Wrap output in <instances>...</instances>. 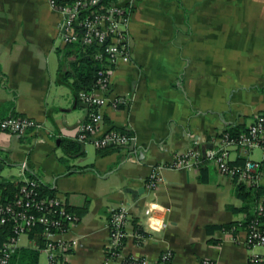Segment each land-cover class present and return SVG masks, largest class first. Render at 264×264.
Segmentation results:
<instances>
[{"label":"crops","instance_id":"0c3cea01","mask_svg":"<svg viewBox=\"0 0 264 264\" xmlns=\"http://www.w3.org/2000/svg\"><path fill=\"white\" fill-rule=\"evenodd\" d=\"M134 1L130 59L114 66L107 93L128 103L101 111L102 131H128L136 138L135 152L99 150L95 138L77 140L88 118L72 86V65L81 52L63 42L62 16L48 0H0V121L15 116L41 125L22 137L0 130V182L24 181L29 171L65 200L79 218L65 236L78 242L69 264H121L126 257L155 262L164 252L173 264H264V248L247 244V214L238 211L236 183L215 164L161 169L160 182L150 186L155 168L189 149L211 148L226 130L247 129L264 113V0ZM62 140L81 143L82 153L61 162ZM258 161L264 186L262 150ZM87 165L94 167L83 171ZM151 203L171 212L161 213L155 231L147 232ZM120 206L130 211L131 236L121 258L108 260L109 217ZM36 243L21 236L10 264H48Z\"/></svg>","mask_w":264,"mask_h":264},{"label":"built area","instance_id":"2783aa9c","mask_svg":"<svg viewBox=\"0 0 264 264\" xmlns=\"http://www.w3.org/2000/svg\"><path fill=\"white\" fill-rule=\"evenodd\" d=\"M52 10L62 16L59 31L63 42L75 46L85 52L89 47H100L93 58L103 60L107 57L113 66L119 60L129 61L130 54V19L135 9V1L121 3L110 0H48ZM101 69L96 74V83L91 91H81L79 100L88 109L86 123L81 125L80 142L95 138L94 144L99 150H115L129 148L136 150V138L126 130L111 129L103 132L104 115L101 109L110 105L114 109L126 106L127 98H111L107 96L110 90V76ZM41 125L31 118L8 117L0 121V130L19 137L29 130L40 128ZM98 136V137H96ZM256 149L264 152V113L256 114L246 132L237 135L223 132L213 141V146L205 150L189 149L183 155L175 157L168 166H159L150 175V186L155 188L160 182L159 171L198 170L204 162L215 164L222 175L230 178L236 184L259 187L263 180V164L255 160L251 154ZM235 154L236 159H232ZM244 159L242 164H237ZM27 163L22 164V175L27 172ZM20 196L8 202L0 200V225L11 224L13 236L0 247V264H10L19 247L21 236L42 229L44 235L43 247H36L45 252L48 264H69V256L77 247L76 240H68L65 236L78 221V216L69 208L65 200L56 196H42L39 179H25ZM171 212L169 207L159 204H149L145 210L146 231H155V221L161 213ZM256 219L247 228V244L250 247L264 248V195L260 196L255 210ZM260 217V218H259ZM131 214L127 206L113 209L109 217L110 236L106 248L108 260L120 259L126 239L131 236L129 225ZM162 227L168 222L162 221ZM144 231V230H143ZM142 239L144 234H135ZM170 252H164L157 261L151 262L144 258L126 257L121 264H173ZM199 264H216L204 259Z\"/></svg>","mask_w":264,"mask_h":264},{"label":"trees","instance_id":"16d2710c","mask_svg":"<svg viewBox=\"0 0 264 264\" xmlns=\"http://www.w3.org/2000/svg\"><path fill=\"white\" fill-rule=\"evenodd\" d=\"M114 1V0H110ZM116 1V0H115ZM100 47H89L83 52L80 50V58L77 62H75L72 67L73 71L77 77V81L73 82L72 86L77 93V97H79V93L81 91H91L94 88L96 83V74L99 70L104 69L106 71H113L114 66L108 62L107 57L104 56L103 60L99 61L93 58L94 54L97 51H100ZM62 80L64 82L69 81V76L66 74L63 76ZM247 129L242 127H232L227 132H231L234 135H237L241 132H246ZM61 148L64 152L63 157L60 158V161L63 163H67V157L80 155L82 153V145L79 142L70 141V140H62ZM244 159H239L237 164H242ZM209 162H204V164L200 167H204ZM93 165H87L81 167L83 171H88L93 169ZM29 179H38L33 173L28 171ZM25 184L24 181L21 182H11L3 180L0 182V200L2 202H8L16 199L20 196V191L22 186ZM39 191L42 196H54L47 189H45L44 185L41 184L39 187ZM235 195L242 200V206L238 209L239 212L246 213L247 219L243 224L246 228L252 223L255 217V210L258 204V200L260 196L264 195V186L254 187L247 186L244 184H236L235 186ZM229 209H233V207L229 206ZM260 218V217H259ZM236 225V223L227 224L222 227L225 230L231 229L232 226ZM218 229L219 227L208 228V231L213 229ZM139 234H143L140 230L137 231ZM13 236V226L11 224L0 225V247L7 242V240ZM30 238L37 241V244L40 247H43L44 244V235L42 229L36 230L30 234ZM15 254L12 258L14 259ZM12 262V261H11Z\"/></svg>","mask_w":264,"mask_h":264},{"label":"rangeland","instance_id":"374dc122","mask_svg":"<svg viewBox=\"0 0 264 264\" xmlns=\"http://www.w3.org/2000/svg\"><path fill=\"white\" fill-rule=\"evenodd\" d=\"M117 2H121L122 0H116ZM251 157L255 160H260L261 159V150L256 149L253 154H251Z\"/></svg>","mask_w":264,"mask_h":264}]
</instances>
